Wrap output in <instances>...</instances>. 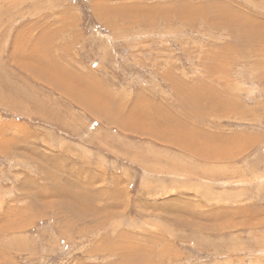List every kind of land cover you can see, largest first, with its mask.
<instances>
[{"label":"rangeland","instance_id":"374dc122","mask_svg":"<svg viewBox=\"0 0 264 264\" xmlns=\"http://www.w3.org/2000/svg\"><path fill=\"white\" fill-rule=\"evenodd\" d=\"M0 264H264V0H0Z\"/></svg>","mask_w":264,"mask_h":264},{"label":"bare ground","instance_id":"6f19581e","mask_svg":"<svg viewBox=\"0 0 264 264\" xmlns=\"http://www.w3.org/2000/svg\"><path fill=\"white\" fill-rule=\"evenodd\" d=\"M203 166V165H202Z\"/></svg>","mask_w":264,"mask_h":264}]
</instances>
